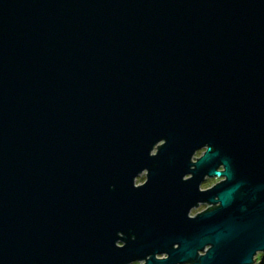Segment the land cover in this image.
I'll list each match as a JSON object with an SVG mask.
<instances>
[{
  "label": "water",
  "instance_id": "water-1",
  "mask_svg": "<svg viewBox=\"0 0 264 264\" xmlns=\"http://www.w3.org/2000/svg\"><path fill=\"white\" fill-rule=\"evenodd\" d=\"M260 252L264 0H0V264Z\"/></svg>",
  "mask_w": 264,
  "mask_h": 264
},
{
  "label": "rangeland",
  "instance_id": "rangeland-1",
  "mask_svg": "<svg viewBox=\"0 0 264 264\" xmlns=\"http://www.w3.org/2000/svg\"><path fill=\"white\" fill-rule=\"evenodd\" d=\"M199 155H200V154H199V152H198L195 156L198 157ZM143 180H145V175L139 177L138 180L136 181V184L141 183ZM216 182H217V179H210L207 183L201 185V188H202V189H206V188L210 187L212 184H215ZM206 208H207V205L202 204V205L198 206L197 208L192 209V211H191V215H195V214H197V213H200V212L206 210ZM261 256H264V252H260V253H258V254L255 256V259H256V258H257V259H256V261H254L253 264H264V260H263V261L260 260V257H261ZM261 258H262V257H261Z\"/></svg>",
  "mask_w": 264,
  "mask_h": 264
},
{
  "label": "flooded vegetation",
  "instance_id": "flooded-vegetation-1",
  "mask_svg": "<svg viewBox=\"0 0 264 264\" xmlns=\"http://www.w3.org/2000/svg\"><path fill=\"white\" fill-rule=\"evenodd\" d=\"M201 152H202V151H200L199 154H201ZM199 156H200V155H199ZM199 156H198V157H199ZM144 175H145V180H143L141 183L136 184V185H141V184H143V183L146 181V172L141 173V174L136 178L135 181H137L139 177L144 176ZM210 179H211V178H206L205 181L202 183V185L205 184V183H207ZM215 179H217V182H216V183H218L219 181L222 180L221 178H215ZM216 183H215V184H216ZM212 185H214V184H212ZM212 185H211V186H212ZM211 186H210V187H211ZM208 188H209V187H208ZM206 189H207V188H206ZM206 209H207V208H206ZM132 264H139V263L135 262V263H132Z\"/></svg>",
  "mask_w": 264,
  "mask_h": 264
},
{
  "label": "trees",
  "instance_id": "trees-1",
  "mask_svg": "<svg viewBox=\"0 0 264 264\" xmlns=\"http://www.w3.org/2000/svg\"><path fill=\"white\" fill-rule=\"evenodd\" d=\"M261 257H262V258H261ZM261 257H260V260L263 261V260H264V256H261Z\"/></svg>",
  "mask_w": 264,
  "mask_h": 264
}]
</instances>
